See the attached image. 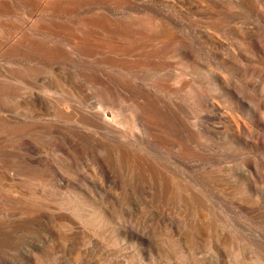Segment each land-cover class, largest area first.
<instances>
[{"label": "rangeland", "instance_id": "1", "mask_svg": "<svg viewBox=\"0 0 264 264\" xmlns=\"http://www.w3.org/2000/svg\"><path fill=\"white\" fill-rule=\"evenodd\" d=\"M0 264H264V0H0Z\"/></svg>", "mask_w": 264, "mask_h": 264}]
</instances>
